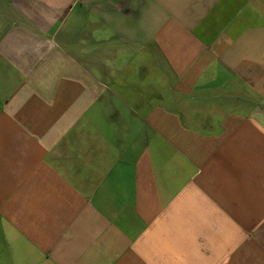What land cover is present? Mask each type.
Instances as JSON below:
<instances>
[{
	"label": "crops",
	"instance_id": "crops-1",
	"mask_svg": "<svg viewBox=\"0 0 264 264\" xmlns=\"http://www.w3.org/2000/svg\"><path fill=\"white\" fill-rule=\"evenodd\" d=\"M0 264H264V0H0Z\"/></svg>",
	"mask_w": 264,
	"mask_h": 264
}]
</instances>
